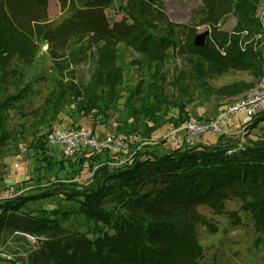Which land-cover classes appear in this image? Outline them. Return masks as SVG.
Segmentation results:
<instances>
[{
  "label": "rangeland",
  "instance_id": "1",
  "mask_svg": "<svg viewBox=\"0 0 264 264\" xmlns=\"http://www.w3.org/2000/svg\"><path fill=\"white\" fill-rule=\"evenodd\" d=\"M174 1L109 0L105 7H93L89 0H47L45 21L35 20V12L27 10L26 1L19 2L23 12L10 11L5 4L0 6V11L8 12L16 26L25 23L35 26L28 33L34 52L32 65L27 67L15 60L20 76L10 80L5 93L0 94L1 101L31 85L26 90L27 97L9 104L0 116V136L9 137L0 143V202L10 200L3 198L5 192H18L28 197L19 214L49 217L53 209H60L65 214L60 220L63 227L85 232L88 220L78 212L77 201L65 197L62 191L83 190L96 181L97 171H113L123 163H130L143 146L178 147L173 143V132L188 118L210 119L227 103L256 87L260 78L256 79L249 70L231 68L219 73L206 64L203 83L197 81L189 62V46L195 36L208 31L207 39L212 41V25L217 32L231 33L237 19L233 11L223 15L225 10L218 2L209 9L204 0H195L192 17L184 19L186 5L192 0H178L180 5H174ZM94 11L101 13L105 24L89 32L90 26L86 24L89 21L77 20ZM261 14L264 15V0L255 11L260 28L254 32L244 30L240 40L241 49H247L249 44L258 57L264 47ZM131 27L137 32L129 33ZM139 30L146 40L153 37L156 41H167L161 50L162 60H151L137 50L134 43L141 40L140 33L136 34ZM127 33L128 38L137 35L133 43L128 39L117 43L101 39L104 34L118 38ZM97 74L105 83L118 76L116 86L109 97L106 84L98 88L99 108L84 114L77 103L80 106L91 96L87 88L95 87L93 76ZM61 86L68 90L62 98ZM52 91L57 93L51 103L61 106L54 119L44 110V102ZM146 101L159 106V114L164 116V124L151 133L140 123L142 118L134 115ZM49 128L48 131L91 130L100 140L112 137L114 148L77 150L71 157H65L58 146L44 143L40 148L37 144L42 143ZM225 129L220 137L201 135L197 143L211 146L220 141L239 139L252 143L264 139V133L257 128L243 126L235 130L228 123ZM53 192L54 196H46ZM255 211V196L251 193L242 196L230 192L220 205L195 206L192 223L202 248L195 264H264V231L255 220ZM27 235L10 229L0 231V264H37L38 259H34L45 237Z\"/></svg>",
  "mask_w": 264,
  "mask_h": 264
},
{
  "label": "trees",
  "instance_id": "2",
  "mask_svg": "<svg viewBox=\"0 0 264 264\" xmlns=\"http://www.w3.org/2000/svg\"><path fill=\"white\" fill-rule=\"evenodd\" d=\"M21 1L27 2L29 12H35V20L45 21L47 0H0V6L5 4L10 11L19 9L23 12L19 4ZM204 1L209 9L218 2L225 10L223 15L233 11L237 25L231 33L217 32L212 25V41L206 39L203 47H196L194 42L189 46L193 76L198 82L204 80L206 64L219 73L231 68L249 70L259 79L264 66L261 56L254 54L249 44L247 49H241L240 40L244 30L254 32L260 28L255 11L261 0ZM31 3L35 11H32ZM108 3L109 0H89V5L93 7H105ZM205 20H208L207 17ZM79 21H89L86 23L90 26L89 32H95L105 24L103 16L97 11L89 17L79 18ZM33 27L27 23L16 26L8 12L0 11V94L5 93V85L10 80L20 76L15 60L27 67L33 63V47L28 41V33ZM191 30L194 36L193 28ZM44 31L43 26L41 36ZM132 31L137 32L134 27L129 29V33ZM16 33L17 37L13 38ZM129 33L118 38L104 34L101 39L109 43L128 39L133 43L136 34L140 33L141 40L134 43L137 50L151 60L164 58L161 50L167 41H156L153 37L146 40L140 30L130 38ZM90 41H94L92 37ZM193 56L196 59H192ZM117 77L105 83L100 74L93 76L95 87L87 88L91 96L80 106L78 102V109L84 114L98 109L101 99V95L97 94L98 88L106 84L107 96H111ZM30 86L28 84L18 93L1 100L0 116L9 104L24 100ZM59 90L60 98L68 91L62 86ZM56 93L52 91L44 102V110L53 116L52 119L61 109L58 103H51ZM159 113V106L146 101L134 115L142 118L140 123L145 124L151 133L164 124V116ZM262 121L264 113H259L248 128L256 129ZM48 130L50 128L47 133L50 132ZM43 136L42 143H37L40 148L46 143ZM8 138V135L2 134L0 143ZM236 147L233 140L220 141L211 146L183 144L173 149L143 146L130 163H123L113 171H97L96 181L83 190L73 193L62 191L65 197L77 201L78 212L88 220L85 232H73L63 227L60 220L65 218V214L60 209H53L49 217L19 214L28 201V197L21 194L0 202V231L10 229L44 236L34 259H38L37 264H195L202 255V248L195 237L192 212L199 204L220 205L230 192L242 196L254 194L255 220L264 231V139L234 150ZM14 189L19 191V188ZM54 195L53 192L46 196Z\"/></svg>",
  "mask_w": 264,
  "mask_h": 264
},
{
  "label": "built area",
  "instance_id": "3",
  "mask_svg": "<svg viewBox=\"0 0 264 264\" xmlns=\"http://www.w3.org/2000/svg\"><path fill=\"white\" fill-rule=\"evenodd\" d=\"M261 15V22L264 23V15ZM260 56L264 64V47L260 51ZM259 113H264V66L263 73L255 88L227 103L223 109L210 119L202 121L193 117L188 118L183 125L173 132V143L176 146L194 145L197 143V139L204 134L222 136L226 132L225 128L228 123L233 124L235 130L243 126L249 127ZM257 129L264 133V121L259 123ZM45 141L50 146H58L65 157H71L77 150H113L114 148L112 137L100 140L93 135L91 130L79 128L52 129L45 134ZM239 147L241 145H237L234 150ZM20 150L24 152L25 148L21 147ZM18 194L20 193L7 191L4 193L3 198L12 199ZM27 236L34 238L31 234Z\"/></svg>",
  "mask_w": 264,
  "mask_h": 264
},
{
  "label": "water",
  "instance_id": "4",
  "mask_svg": "<svg viewBox=\"0 0 264 264\" xmlns=\"http://www.w3.org/2000/svg\"><path fill=\"white\" fill-rule=\"evenodd\" d=\"M209 35V32L208 31H205L203 33H199L195 36L194 38V45L196 47H203L205 44H206V39ZM247 143H244L242 142L241 140H237L236 141V145H241V146H244L246 145ZM195 145V144H194Z\"/></svg>",
  "mask_w": 264,
  "mask_h": 264
},
{
  "label": "crops",
  "instance_id": "5",
  "mask_svg": "<svg viewBox=\"0 0 264 264\" xmlns=\"http://www.w3.org/2000/svg\"><path fill=\"white\" fill-rule=\"evenodd\" d=\"M197 1H195V0L189 1V3L186 5V8H185L186 13H185L184 19H189L190 17H192L193 9H194L195 5L197 4ZM173 3H174V5H180L181 4L178 0H175Z\"/></svg>",
  "mask_w": 264,
  "mask_h": 264
}]
</instances>
